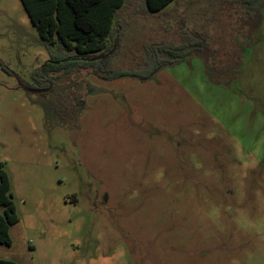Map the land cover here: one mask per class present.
Segmentation results:
<instances>
[{
	"label": "rangeland",
	"instance_id": "obj_1",
	"mask_svg": "<svg viewBox=\"0 0 264 264\" xmlns=\"http://www.w3.org/2000/svg\"><path fill=\"white\" fill-rule=\"evenodd\" d=\"M242 1L126 0L109 67L167 66L144 82L68 62L29 93L20 80L44 87L56 60L22 1L0 0V163L19 217L1 259L264 264V0ZM70 90L79 120L62 112Z\"/></svg>",
	"mask_w": 264,
	"mask_h": 264
},
{
	"label": "trees",
	"instance_id": "obj_2",
	"mask_svg": "<svg viewBox=\"0 0 264 264\" xmlns=\"http://www.w3.org/2000/svg\"><path fill=\"white\" fill-rule=\"evenodd\" d=\"M32 24L37 28L43 43L53 55L54 63H48L39 70L34 79L44 87L56 86L59 71L64 64L72 62L74 69L79 66L92 68L94 74L103 80L137 79L151 80L159 67L149 74L139 75L128 71L113 70L109 67V57L95 62L74 58L95 57L92 53H107L118 41V24L116 17L125 5L126 0H21ZM176 0H145L147 9L157 13ZM241 1V0H240ZM253 9L249 0L242 1ZM120 27V26H118ZM165 54H175L182 45L157 44ZM56 47V50L53 48ZM56 53V54H54ZM61 54L63 61L58 58ZM58 55V56H57ZM70 66V65H67ZM105 74V75H103ZM19 222L16 206L11 192V181L5 165L0 163V244H12L10 230ZM0 264H18L11 260L1 259Z\"/></svg>",
	"mask_w": 264,
	"mask_h": 264
},
{
	"label": "flooded vegetation",
	"instance_id": "obj_3",
	"mask_svg": "<svg viewBox=\"0 0 264 264\" xmlns=\"http://www.w3.org/2000/svg\"><path fill=\"white\" fill-rule=\"evenodd\" d=\"M74 59H77V58H74ZM48 63H54V61H52L50 59L47 60L46 63L42 67H40L39 70H43L44 67ZM20 86L24 90H25V88L40 90L41 92H39V93H50L56 88L55 86L54 87L50 86V87L35 88V87L30 86L29 84L23 83L21 80H20ZM25 91H27V90H25ZM70 91H72L74 94L71 92L70 95L66 96V100L63 103H61V104H63L61 108H62L63 113H70L71 117L73 119L77 120L79 117L82 116L84 108L86 107L85 101H84V96L82 94L78 95L76 90H70ZM27 92H29V91H27ZM29 93H31V92H29ZM63 109L65 112L63 111Z\"/></svg>",
	"mask_w": 264,
	"mask_h": 264
},
{
	"label": "water",
	"instance_id": "obj_4",
	"mask_svg": "<svg viewBox=\"0 0 264 264\" xmlns=\"http://www.w3.org/2000/svg\"><path fill=\"white\" fill-rule=\"evenodd\" d=\"M114 49H111L110 51H108L107 53L105 54H102V55H99V56H95V57H83V58H77L78 60H82V61H87V62H95V61H99V60H102V59H105L109 56H111L114 52ZM25 90L31 92V93H39L41 92L40 90H34V89H29V88H25Z\"/></svg>",
	"mask_w": 264,
	"mask_h": 264
}]
</instances>
